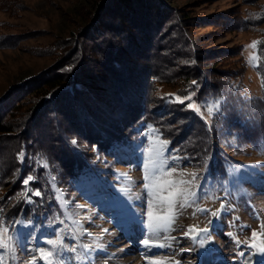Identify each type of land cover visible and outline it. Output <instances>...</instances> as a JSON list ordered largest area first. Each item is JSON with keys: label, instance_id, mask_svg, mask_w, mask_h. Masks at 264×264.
<instances>
[{"label": "rangeland", "instance_id": "rangeland-1", "mask_svg": "<svg viewBox=\"0 0 264 264\" xmlns=\"http://www.w3.org/2000/svg\"><path fill=\"white\" fill-rule=\"evenodd\" d=\"M163 1L168 8L160 10V24L151 29L149 47L155 52L151 56L144 55L145 49L138 53L136 65L131 66L134 72L126 78L127 84L136 83V77L143 80L147 108L152 121L163 124L161 132L140 128L138 133L145 132L144 139L126 157L92 154L104 173L102 182L84 190L55 188L59 210L51 223L16 222L9 227L0 217V238L8 242V248L0 249V264H45L41 250L56 253L48 257L52 264H264V254L259 253L264 246V134L254 141L237 130L226 133L222 141L212 133L208 138L204 125H214L210 114L220 99L206 92L200 97L191 89L179 93L188 57L196 46L204 81L207 77L220 79L216 73H223L229 86H242L250 103L261 99L263 85L257 67L264 60V0ZM98 2L0 0V122L14 125L11 120L34 106V78L46 74L63 53L61 47L69 44L67 38L79 34L92 20ZM144 59L147 68L141 63ZM146 75L151 76L150 81L145 80ZM107 92L98 99V106L106 109L113 126L120 121L122 128L127 127L125 109L114 100V93ZM187 96L192 99H185ZM185 103L194 104V108H185L191 110L196 123L179 135L189 121V114L179 110ZM251 121L264 126V105ZM17 123L14 132L3 137L7 145L0 142L1 179L9 173L0 183L3 201L17 173L21 139L34 140L35 135V124L30 122L19 130V120ZM216 148L240 168L229 175L230 185L223 180V184L209 187L201 179ZM162 160L167 163L160 168ZM150 173L151 180L146 179ZM149 183L154 188L146 189ZM185 200L187 204L181 208ZM150 212L153 225L167 227L155 232L148 229ZM190 227L194 231L185 235ZM209 227L210 232L202 231ZM57 238L58 246L47 244ZM251 243L256 247H249Z\"/></svg>", "mask_w": 264, "mask_h": 264}, {"label": "trees", "instance_id": "trees-1", "mask_svg": "<svg viewBox=\"0 0 264 264\" xmlns=\"http://www.w3.org/2000/svg\"><path fill=\"white\" fill-rule=\"evenodd\" d=\"M95 7L92 20L79 34L67 38L69 44L61 47L63 53L46 71L47 75L44 71L34 78V83H37L32 87L34 106L23 115H17L21 124L19 130H25L31 122L35 124V135L34 140L30 137L21 139L19 148L24 159L18 160L15 179L4 192V201L0 199V217L9 227L16 222L51 223L59 210L55 188L84 190L85 186L89 189L94 183L102 182L104 173L99 171L97 159L92 154L126 157L133 145L144 139L145 132L138 133L140 128L161 132L159 127L163 124L152 121L151 109L147 108L148 91L141 83L143 80L136 77V83L127 84L126 78L134 72L131 66H134L138 53L145 49L144 55L154 54L155 49L149 47V42L152 30L160 24V10L168 8L166 3L163 0H99ZM124 29L130 32L129 36ZM198 51L196 46L192 48L195 53L188 57L186 75L182 73L177 77L183 75L184 82L179 93L191 89L194 94L199 92L200 97L206 92L210 97L220 99L217 109L210 114L214 125H204L208 138L212 133L222 141L226 133L237 130L239 134L246 133L250 141L261 139L263 122L255 126L251 120L264 105V60L257 67L263 85L262 97L250 103V99L244 97L242 86L239 83L229 86L223 73H216L220 79L207 77L204 81L205 76L200 72L201 58L196 54ZM141 63L147 68L145 59ZM138 71L142 73L143 68ZM151 76L153 78L156 74ZM151 76L146 75L145 80L150 81ZM107 91L114 93V100L125 109L129 117L127 127L122 128L123 122L120 121L113 126L114 121L107 119L106 109L98 106V101ZM186 105H179L180 112L189 114V121L179 135L196 123ZM17 120H11L14 125L0 122L1 143L7 145L3 137L14 132ZM183 126L176 127L182 129ZM217 148L203 171L201 180L205 186L223 184V180L230 185L229 175L240 168L237 162L228 160L227 155ZM7 175L9 173L2 179L0 176V183L6 181ZM28 176L33 180L25 185L23 180ZM36 191L40 192L39 196L34 195Z\"/></svg>", "mask_w": 264, "mask_h": 264}, {"label": "snow or ice", "instance_id": "snow-or-ice-1", "mask_svg": "<svg viewBox=\"0 0 264 264\" xmlns=\"http://www.w3.org/2000/svg\"><path fill=\"white\" fill-rule=\"evenodd\" d=\"M252 47H255V42L253 43ZM252 59H255V57H252ZM193 83H195V82H193ZM176 99H177V101L180 102V103H183V102H184L183 100L180 99V97H177ZM185 99H187V100H191L192 98H191L190 96H187V97H185ZM187 106H188L189 108H194V107H195L194 104H192V103H189ZM209 111H211V109H209ZM73 143H75V141H73ZM162 143H163V144H167V141H163ZM149 151L151 152L152 150L149 149ZM157 155H162V153H159V152H158ZM19 156H20V159H21V161H22V160L24 159V153L21 152V153L19 154ZM166 163H167L166 160H162V161H161V164H160V168H163V166H164ZM157 170H160V169H157ZM172 171H175V170L173 169ZM168 174H171V173H168ZM146 179L151 180V173H150V175H149L148 177H146ZM193 179H195V174H193ZM32 180H33V177H32V176H28L26 179L23 180V183H24L25 185H28L29 182H31ZM181 183H189V182H187V181H181ZM145 188H146V189H152V188H154V183L145 184ZM177 194H180V193H177ZM34 195L39 196V195H40V192H39V191H36V192L34 193ZM192 195H195V193H193ZM186 204H187V200H185L184 203H181L180 207L183 208V207L186 206ZM202 211H206V210H202ZM213 215L215 216V215H217V213H213ZM151 218H152V213L150 212V213H149V219H150V222H149V224H148V229H150L152 232H155V231H158V230H161V229L167 227V224L153 225V223H151ZM170 222H171V218L169 219V223H170ZM209 223L211 224V221H210ZM4 231L7 232V231H9V230H8V229H5ZM192 231H194V229L189 228L188 232H186L185 235H188V234L191 233ZM202 231H204V232H210V227H209V228H205V229H203ZM229 235H231V233H229ZM252 236H253V238H256L257 233L253 232V233H252ZM143 243H144L145 245H147V244H149V240H144ZM47 244H48V245H51V246H53V247H56V246H58V245L60 244V240H59V238H57V239H49V240L47 241ZM249 247H251V248H255V247H256V244H255V243H251V244L249 245ZM3 248H8V242L5 241L4 239L0 238V249H3ZM259 253H260V254H264V246H261V247L259 248ZM55 255H56V253H54V252H52V251H49V252H46V253H45V252H43V250H41V258L45 260V264H52V262L48 260V257H53V256H55ZM153 264H164V262H163V261H153Z\"/></svg>", "mask_w": 264, "mask_h": 264}]
</instances>
